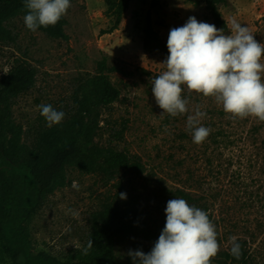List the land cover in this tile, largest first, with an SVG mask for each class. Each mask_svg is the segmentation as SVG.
Segmentation results:
<instances>
[{"label": "rangeland", "instance_id": "374dc122", "mask_svg": "<svg viewBox=\"0 0 264 264\" xmlns=\"http://www.w3.org/2000/svg\"><path fill=\"white\" fill-rule=\"evenodd\" d=\"M70 2L64 15L67 40L29 30L20 14L6 23L13 39L0 42V77L17 59L26 60L36 70L34 86L12 105V120L23 126L22 137L29 139L40 122L38 106L50 104L58 111L59 106L69 104L77 78L95 73L97 61L106 57L127 73H108L120 94L102 108L94 140L138 156L144 171L122 169L106 181L68 167V182L49 194L28 222L33 249L75 259V250L87 240L95 212L117 191L138 196L145 221L154 232L166 218L167 201L183 198L178 191L183 190L195 200L183 199L211 214L220 250L210 264H221L216 258L231 246L232 236L246 238L251 264H264V121L253 116L234 118L213 97L185 87L182 95L190 101L189 114L199 107L206 112L202 125L211 129L204 142L195 144L187 129V114L172 117L162 113L152 95L151 82L166 70L167 55L142 47L148 2L131 0L111 33H101L110 25L103 0ZM220 10L229 30L235 19L249 27L257 42L264 43V0H228ZM190 16L211 24L200 1L161 0L159 7L151 9L154 27L166 41L170 29L183 26ZM74 180L79 190L72 187ZM150 242L143 237L120 238L115 252L123 258L129 250H140Z\"/></svg>", "mask_w": 264, "mask_h": 264}, {"label": "trees", "instance_id": "16d2710c", "mask_svg": "<svg viewBox=\"0 0 264 264\" xmlns=\"http://www.w3.org/2000/svg\"><path fill=\"white\" fill-rule=\"evenodd\" d=\"M103 1V13L109 18L110 25L101 33H111L118 28L131 0ZM141 1L148 2L142 25V47L146 51L159 50L168 56L167 41L154 27L151 17V9L159 7L161 0ZM186 1L202 2L207 13L205 18L225 33L229 31L228 22L220 10L228 0ZM26 13L24 0H0V42L13 39L6 23L16 15L24 17ZM65 24L63 16L55 26H41L38 30L49 37L67 40ZM113 72L127 73L124 68L110 64L106 57L98 60L95 73L77 78L69 104L65 108L59 106L58 111L65 113L63 121L48 127L41 115L29 139L22 137L23 126L12 120V105L20 94L34 86L36 70L26 60L17 59L0 77V264H133L129 255L123 258L116 255L115 248L120 238L143 237L151 241L140 248L145 253L154 246L155 236L160 235L166 218L153 232L137 202L138 196L122 199L118 191L95 212L87 240L75 250V259L34 250L28 230L29 220L45 198L68 182V167L86 174H97L106 181L122 169L135 173L144 171L138 156L111 145H99L94 140L100 127L102 108L119 98L120 91L108 75ZM218 114H223V111ZM117 188L121 189L119 185ZM178 191L188 201L195 200L183 190ZM237 238L242 245L241 258L237 260L230 254V246L219 254L222 260L216 258V261L221 264H251L246 238ZM90 239L93 246L85 255L82 249Z\"/></svg>", "mask_w": 264, "mask_h": 264}, {"label": "clouds", "instance_id": "9594fccd", "mask_svg": "<svg viewBox=\"0 0 264 264\" xmlns=\"http://www.w3.org/2000/svg\"><path fill=\"white\" fill-rule=\"evenodd\" d=\"M27 13L25 26H55L67 14L70 0H24ZM166 70L151 82L156 104L172 117L187 114V129L195 144H201L211 129L202 125L206 112L196 107L189 114V99L182 95L185 87L205 97H213L226 113L234 118L253 116L264 121V43L257 42L248 26L233 19L229 34L214 24L190 16L180 27L168 33ZM48 127L63 121L65 113L52 105H39ZM72 187L79 190L77 181ZM120 197L126 198L125 193ZM72 215L78 213L68 210ZM166 222L151 250H129L133 264H210L220 250L218 234L209 214L183 198L167 201ZM230 254L237 260L242 245L230 237ZM93 246L90 239L83 254Z\"/></svg>", "mask_w": 264, "mask_h": 264}]
</instances>
